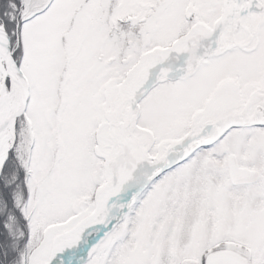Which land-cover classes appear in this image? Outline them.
<instances>
[{"label": "snow or ice", "instance_id": "snow-or-ice-1", "mask_svg": "<svg viewBox=\"0 0 264 264\" xmlns=\"http://www.w3.org/2000/svg\"><path fill=\"white\" fill-rule=\"evenodd\" d=\"M0 264H264V0H0Z\"/></svg>", "mask_w": 264, "mask_h": 264}]
</instances>
